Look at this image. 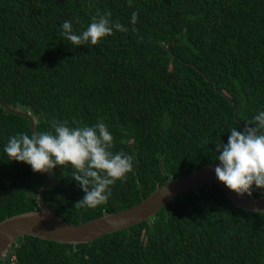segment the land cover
<instances>
[{
    "label": "trees",
    "instance_id": "16d2710c",
    "mask_svg": "<svg viewBox=\"0 0 264 264\" xmlns=\"http://www.w3.org/2000/svg\"><path fill=\"white\" fill-rule=\"evenodd\" d=\"M97 11L128 30L78 47L60 37L64 20L80 32ZM0 99L28 111L35 132L53 120L101 118L112 151L133 156L127 179L95 208L75 206L84 193L71 169L48 172L43 201L54 213L79 224L128 208L157 184L217 162L215 143L264 109V0H0ZM20 131L32 134L29 119L0 103V221L37 208L44 183L3 152ZM0 264H264V212L205 184L88 243L20 236Z\"/></svg>",
    "mask_w": 264,
    "mask_h": 264
},
{
    "label": "clouds",
    "instance_id": "9594fccd",
    "mask_svg": "<svg viewBox=\"0 0 264 264\" xmlns=\"http://www.w3.org/2000/svg\"><path fill=\"white\" fill-rule=\"evenodd\" d=\"M110 16V12L97 11L80 32L73 30L72 21L64 20L59 25V35L78 47L95 45L114 30H128ZM137 18L133 11L129 23L135 25ZM245 121L242 130L229 129L227 142L215 143L214 150V161H219L214 168L216 178L241 196L251 195L253 187L264 190V109H257L251 120ZM113 141L103 119L88 124L73 117L71 124L67 119L53 120L48 130L31 135L16 132L8 137L3 152L8 161L24 162L34 172L50 173L57 166L71 169V179L84 193L75 206L95 208L106 204L111 186L117 180H126L127 173L133 170V156L123 150L113 152Z\"/></svg>",
    "mask_w": 264,
    "mask_h": 264
},
{
    "label": "water",
    "instance_id": "95a60500",
    "mask_svg": "<svg viewBox=\"0 0 264 264\" xmlns=\"http://www.w3.org/2000/svg\"><path fill=\"white\" fill-rule=\"evenodd\" d=\"M205 78L207 79V77ZM214 87L217 88L216 82H214ZM0 103L9 111L27 117L30 121L31 133L35 132V120L28 111L11 107L1 99ZM236 113L237 108L235 107L234 116ZM218 163L219 161L202 165L180 177L166 181L162 185L157 184L156 189L138 203L79 224L68 223L45 204L43 193L54 180L49 178L48 172H41L44 183L37 194V208L12 215L0 221V258L16 238L24 235L70 244L88 243L105 233L148 220L175 196L196 190L205 184H217L226 197L239 208L264 212V194L258 196L244 194L241 196L229 190L215 176L214 168Z\"/></svg>",
    "mask_w": 264,
    "mask_h": 264
},
{
    "label": "rangeland",
    "instance_id": "374dc122",
    "mask_svg": "<svg viewBox=\"0 0 264 264\" xmlns=\"http://www.w3.org/2000/svg\"><path fill=\"white\" fill-rule=\"evenodd\" d=\"M8 249H9V247L6 249V251L4 252V255H5V253L8 251Z\"/></svg>",
    "mask_w": 264,
    "mask_h": 264
}]
</instances>
